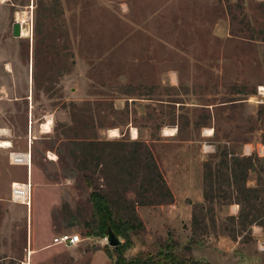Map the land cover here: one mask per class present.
<instances>
[{"label":"rangeland","instance_id":"374dc122","mask_svg":"<svg viewBox=\"0 0 264 264\" xmlns=\"http://www.w3.org/2000/svg\"><path fill=\"white\" fill-rule=\"evenodd\" d=\"M262 89L264 0H0V142L52 187L30 189L28 220L3 197L0 264H29L28 236L50 240L45 215L88 239L30 264H90L96 247L115 264H202L171 227L172 189L196 201L187 240L226 237V264H264ZM158 215L162 234L146 227Z\"/></svg>","mask_w":264,"mask_h":264},{"label":"crops","instance_id":"0c3cea01","mask_svg":"<svg viewBox=\"0 0 264 264\" xmlns=\"http://www.w3.org/2000/svg\"><path fill=\"white\" fill-rule=\"evenodd\" d=\"M224 28V26H220V29ZM10 141V140H9ZM8 142V141H7ZM11 142V143H10ZM11 148L9 149H1L0 148V180L1 177H4L3 175V166L8 165L10 167H24L25 168V180H22L20 178H15L10 174L6 175L5 180L0 181V205L1 202L3 201V197L9 194V189L12 183H25L29 182L30 184V189H51V184L49 182H46L43 179V173L39 172L31 167H25V166H20V165H12L10 162H8V157L9 153H17L22 152L20 148H16L13 146L12 141H10ZM13 151V152H12ZM31 167V169H30ZM32 183H30V181ZM197 194V191L191 190L190 193L191 195L189 198L192 199V194ZM173 193V202L167 206L165 210L169 212V217L171 220L172 228L176 229V232L179 234L181 233V238L186 239V243H178V244H183L182 246H189L190 248V254L191 258L196 261L200 262L202 264H226V261L228 260L229 256H232V252L236 250V242L231 241L230 239L226 237H212L208 236L205 238V240H187V236L190 233V227H188V222L186 221L187 213L191 211V206L196 202L195 198L191 200V202L187 201L186 197H183L184 195L181 194V192H178L176 189H172ZM30 199H31V193H30ZM31 200L29 203V206L26 207V220H28L29 216V207L31 206ZM23 206V205H20ZM164 216L163 218L160 217V215L157 216V218L153 221L151 220L150 223L146 224L147 230L150 228L152 229H158L159 233H161V230L165 228L164 225H159L160 220H165ZM41 221L44 223L46 228L50 231V240L48 239H40V241L37 239L36 236H28V244L30 243V248H27L28 252V263L30 264V259L32 256H39V254L43 251H46L48 249L55 248L57 246H52L51 241L52 238L57 235L52 219L50 216H43ZM166 222V221H165ZM27 226L29 229V221L27 222ZM31 227V225H30ZM153 231V230H152ZM183 231V234H182ZM62 233V232H61ZM58 233V234H61ZM81 237V236H80ZM146 245L148 246V251L152 250L154 246L156 245V240L154 239L153 235H150V233H147L146 235ZM88 238H81V242L73 247L70 248H75L79 245H82L85 240ZM183 242V241H182ZM38 243V246H36ZM158 245V242H157ZM160 246V244H159ZM147 251V250H146ZM105 250H100L99 248L96 247V250L93 251L92 256L90 258V264H115L109 255H106ZM51 254L49 253L47 256H50ZM242 261L247 260V258L243 257ZM36 260V259H35ZM240 260V258H239ZM248 261V260H247Z\"/></svg>","mask_w":264,"mask_h":264},{"label":"built area","instance_id":"2783aa9c","mask_svg":"<svg viewBox=\"0 0 264 264\" xmlns=\"http://www.w3.org/2000/svg\"><path fill=\"white\" fill-rule=\"evenodd\" d=\"M260 153H264L260 149ZM9 162L12 165H20L29 167L30 158L25 155V153H10ZM10 202L13 204L23 205L25 207L29 206L30 203V184L29 182L25 183H12L10 186ZM81 242V237L77 233H61L57 234L52 238V246H64V247H73L78 245Z\"/></svg>","mask_w":264,"mask_h":264},{"label":"bare ground","instance_id":"6f19581e","mask_svg":"<svg viewBox=\"0 0 264 264\" xmlns=\"http://www.w3.org/2000/svg\"><path fill=\"white\" fill-rule=\"evenodd\" d=\"M27 16H28V13H26V12L22 13L23 21H25L27 19ZM19 24L21 26V38H27L28 37V25L27 24H21V23H19ZM261 91H262L261 93H264V89H262ZM50 125H51V122L48 120L46 123L41 125V130L44 133L49 132ZM110 133H111L112 136H116V134H117L116 131H110ZM165 133L167 135L168 134H172V131L166 130ZM208 134H211L210 131L208 132ZM0 148L1 149H9V148H11V145L7 141H1L0 142ZM25 155L28 156V158H30V164H31L30 153H25Z\"/></svg>","mask_w":264,"mask_h":264},{"label":"water","instance_id":"95a60500","mask_svg":"<svg viewBox=\"0 0 264 264\" xmlns=\"http://www.w3.org/2000/svg\"><path fill=\"white\" fill-rule=\"evenodd\" d=\"M21 26L19 23L14 24L13 26V36L19 37L20 36ZM106 243L109 247H118L121 243L118 237L113 233V231L108 228L106 233Z\"/></svg>","mask_w":264,"mask_h":264},{"label":"trees","instance_id":"16d2710c","mask_svg":"<svg viewBox=\"0 0 264 264\" xmlns=\"http://www.w3.org/2000/svg\"><path fill=\"white\" fill-rule=\"evenodd\" d=\"M114 233V232H113ZM115 234V233H114ZM124 246H121V244L118 246V248L117 249H121V248H123ZM124 249V248H123ZM152 259H151V256H146V258L144 259V260H140L137 264H147L149 261H151ZM171 260H173V258L172 259H168L167 261H168V264H171Z\"/></svg>","mask_w":264,"mask_h":264}]
</instances>
